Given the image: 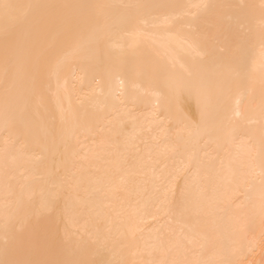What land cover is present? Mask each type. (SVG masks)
I'll return each instance as SVG.
<instances>
[{
  "label": "bare ground",
  "instance_id": "obj_1",
  "mask_svg": "<svg viewBox=\"0 0 264 264\" xmlns=\"http://www.w3.org/2000/svg\"><path fill=\"white\" fill-rule=\"evenodd\" d=\"M0 264H264V0H0Z\"/></svg>",
  "mask_w": 264,
  "mask_h": 264
}]
</instances>
